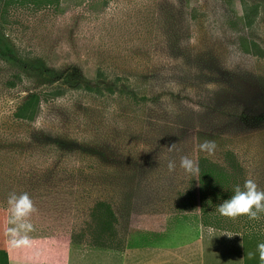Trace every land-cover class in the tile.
Instances as JSON below:
<instances>
[{
	"label": "rangeland",
	"instance_id": "1",
	"mask_svg": "<svg viewBox=\"0 0 264 264\" xmlns=\"http://www.w3.org/2000/svg\"><path fill=\"white\" fill-rule=\"evenodd\" d=\"M0 38L49 73L0 57L1 236L9 194L27 192L30 237L110 254L149 236L166 264H264V213L216 211L249 177L264 189V0H0ZM31 93L40 110L18 119ZM184 155L198 174L180 168ZM99 202L116 235H103Z\"/></svg>",
	"mask_w": 264,
	"mask_h": 264
},
{
	"label": "crops",
	"instance_id": "2",
	"mask_svg": "<svg viewBox=\"0 0 264 264\" xmlns=\"http://www.w3.org/2000/svg\"><path fill=\"white\" fill-rule=\"evenodd\" d=\"M29 248L14 249L0 235V264H166L163 246L149 236L126 238L124 251L104 253L100 246L87 249L70 235L31 237ZM157 253V258L152 254ZM162 255V256H161Z\"/></svg>",
	"mask_w": 264,
	"mask_h": 264
},
{
	"label": "clouds",
	"instance_id": "3",
	"mask_svg": "<svg viewBox=\"0 0 264 264\" xmlns=\"http://www.w3.org/2000/svg\"><path fill=\"white\" fill-rule=\"evenodd\" d=\"M176 147V144L168 146L169 150ZM200 151L208 155L214 154L216 144L212 140H205L199 144ZM179 166L187 174H198L199 168L196 162L189 156L180 157ZM176 162L169 161L168 170L174 172ZM234 194L230 199L218 205L216 211L223 217L235 221L237 218L246 216L251 220L259 218L260 213H264V189H260L257 182L249 177L243 186H235ZM8 211L10 212L9 225L6 235L9 237L8 243L14 249L29 248L33 244L29 233L35 230L32 223V216L38 213L31 196L27 192L16 194L10 193L7 199ZM199 210V209H197ZM229 238H231L229 236ZM259 258L264 262V243L258 245Z\"/></svg>",
	"mask_w": 264,
	"mask_h": 264
},
{
	"label": "trees",
	"instance_id": "4",
	"mask_svg": "<svg viewBox=\"0 0 264 264\" xmlns=\"http://www.w3.org/2000/svg\"><path fill=\"white\" fill-rule=\"evenodd\" d=\"M256 46V45H254ZM0 57L5 59L8 62H12L16 64L18 67L22 69L32 68L34 72L39 73V76L46 77L49 73L44 70L38 69V67H32L30 64L24 62L19 57L14 55L2 42L0 38ZM87 86V85H86ZM87 88H89L87 86ZM92 90V89H91ZM40 102H41V93H31L28 94L23 102L18 106V119H24L26 121L34 120L40 110ZM201 136V134H200ZM228 158L229 166L236 170L237 172H241V166L237 163L236 157L234 153L231 151H227L225 153ZM94 210L96 212L103 210V219L100 222L101 230L103 235H116L117 231L115 230V223L117 221L116 215L112 209V207L105 203L99 202L95 206ZM109 232V234L107 233ZM252 234V233H251ZM246 234L244 235V244L249 246L250 240L246 238ZM255 237L258 238L257 235ZM252 243V242H251ZM245 264H253L251 262H246Z\"/></svg>",
	"mask_w": 264,
	"mask_h": 264
}]
</instances>
